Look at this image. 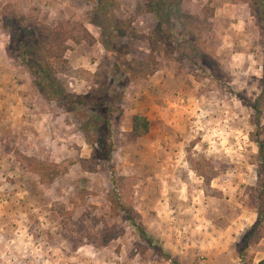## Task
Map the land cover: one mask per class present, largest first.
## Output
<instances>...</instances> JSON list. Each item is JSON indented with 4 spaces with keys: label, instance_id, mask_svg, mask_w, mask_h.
I'll return each instance as SVG.
<instances>
[{
    "label": "rangeland",
    "instance_id": "374dc122",
    "mask_svg": "<svg viewBox=\"0 0 264 264\" xmlns=\"http://www.w3.org/2000/svg\"><path fill=\"white\" fill-rule=\"evenodd\" d=\"M177 1L195 37L176 19L162 42L145 0H120L114 15L130 33L111 48L120 60L127 49L130 75L91 22L95 1L0 0V264H173L139 237L127 208L180 264L264 261V225L247 263L240 256L264 180L253 139H264V104L252 108L264 93L263 13L253 0ZM8 16L37 35L69 92L88 94L103 79L118 92L114 172L83 128L91 110L72 112L37 87L27 60L37 63ZM194 47L198 65L179 52ZM134 115L150 120L148 135L133 134Z\"/></svg>",
    "mask_w": 264,
    "mask_h": 264
},
{
    "label": "trees",
    "instance_id": "16d2710c",
    "mask_svg": "<svg viewBox=\"0 0 264 264\" xmlns=\"http://www.w3.org/2000/svg\"><path fill=\"white\" fill-rule=\"evenodd\" d=\"M89 1H95V3H98L96 10L95 7L93 9V17L91 19V22L101 27L102 36L105 38L103 39L105 47L108 50H111L110 52L115 53L114 49L111 48V41L116 39L117 36H120L122 38L126 37L127 34L130 33L131 26V23L129 21H122L114 15V10H116V7H120V0ZM251 4L252 8L262 11L263 16L259 18L261 20L260 25L264 26V0H253L251 1ZM144 5V12L151 15L154 19L156 18V20H158V28H155L156 30H154L152 34L153 37H158L159 41L164 42V39L162 37L163 35H165V33H168L170 37L172 35L174 26H176V23L178 22L185 25L186 35L188 34L192 37H195V29L193 28V26L189 27L188 20L190 18V15L179 8L177 0H145ZM176 19L178 20V22ZM21 21L22 20H18V17L15 18L8 16L6 17L5 26L6 28L16 27L13 29L22 34L16 37V40H23L20 46L25 48L28 55H31L37 63V65L31 67V64H29L27 60V64L29 65L32 74L38 80V82L36 83L37 87L44 93L46 99H48L49 101H57L65 109L70 108L69 110L72 112L84 114L82 113L83 110H91V113L88 114L85 120L82 122L83 128L86 132V136L90 145L94 149V157L97 158L96 160H103L114 172L115 170L113 168V154L117 143L115 142L112 134L113 122L115 121V112L113 111V108H111V106L113 104L112 102L117 98L115 96V93L118 92L110 93L111 86L108 85L105 79L101 81L100 89H94L88 94L80 95L69 92L65 88V86L60 83L58 78L51 77L49 63L41 57L42 47H39L36 44L37 35L28 30L27 27H22L21 25H19ZM29 38L31 39L29 40ZM192 42V40L190 42L186 41V43L188 44ZM126 51L127 49L123 51V57L121 60L120 57L115 53V58L117 59L116 66L118 68H125L127 73L131 75L133 74L132 69L135 68V65L131 62L128 63L125 61V58L127 56ZM179 52H181V57L186 56L188 59L193 60L196 65L200 63V61L198 60L200 58L198 57L200 53L199 48L194 47L193 50H190L189 52L186 49L182 48L179 49ZM105 63L106 66L108 65L110 68L111 62L108 60L105 61ZM140 68V73L145 74V67ZM103 72L104 77H108L109 71L105 70ZM108 104H110V107L106 108V105ZM263 104L264 93L252 103V108L259 114L262 112ZM81 108H83L82 111H80ZM257 126L258 128L261 126L259 117ZM150 132V120L142 115H134L133 134L138 138H142L148 135ZM253 139L256 141L259 148L260 175L264 177V139L260 137L259 131L255 134V137H253ZM116 182L117 181L114 179L113 183L116 184ZM261 186V191L255 203L253 204L254 208L257 210L258 218L252 228L246 232L244 246L240 251V256L244 263H247L246 258L250 245L254 242H259V240L261 239L259 230L264 225V180L261 182ZM111 202L115 204L116 201L115 199H112ZM118 204H120V200H118ZM125 212L126 219L129 220L134 226L140 238L144 239L148 243V245H150V247L158 250L157 252L160 253V255H162L167 261L173 264H180L179 261L172 255L168 254L163 247L157 246L158 241L152 237L150 232H148V230L140 222L138 217L135 216L131 208H127ZM261 264H264V261H262Z\"/></svg>",
    "mask_w": 264,
    "mask_h": 264
},
{
    "label": "crops",
    "instance_id": "0c3cea01",
    "mask_svg": "<svg viewBox=\"0 0 264 264\" xmlns=\"http://www.w3.org/2000/svg\"><path fill=\"white\" fill-rule=\"evenodd\" d=\"M13 106V105H12ZM12 108V107H11Z\"/></svg>",
    "mask_w": 264,
    "mask_h": 264
}]
</instances>
